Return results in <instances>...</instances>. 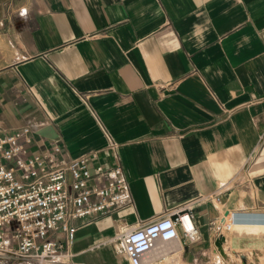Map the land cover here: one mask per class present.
<instances>
[{
	"label": "crops",
	"instance_id": "1",
	"mask_svg": "<svg viewBox=\"0 0 264 264\" xmlns=\"http://www.w3.org/2000/svg\"><path fill=\"white\" fill-rule=\"evenodd\" d=\"M24 125L30 151L123 170L128 204L74 222V261L195 199L182 264L231 212L256 227L230 236L242 264L264 257V0H0V137Z\"/></svg>",
	"mask_w": 264,
	"mask_h": 264
},
{
	"label": "built area",
	"instance_id": "2",
	"mask_svg": "<svg viewBox=\"0 0 264 264\" xmlns=\"http://www.w3.org/2000/svg\"><path fill=\"white\" fill-rule=\"evenodd\" d=\"M32 146L26 125L0 137V264H90L74 261V222L128 204L123 170L98 163L90 167L86 155L62 160L57 143L30 151ZM197 201L127 227L107 241H120L129 264H178L180 241L200 240L193 213ZM228 214L217 219L214 240L243 223L234 212Z\"/></svg>",
	"mask_w": 264,
	"mask_h": 264
},
{
	"label": "rangeland",
	"instance_id": "3",
	"mask_svg": "<svg viewBox=\"0 0 264 264\" xmlns=\"http://www.w3.org/2000/svg\"><path fill=\"white\" fill-rule=\"evenodd\" d=\"M229 212H231V211H229ZM90 218L91 217H85L81 221H82V223H86ZM79 222H80V220H79ZM79 222H77L76 224L77 225H80L81 222L80 223ZM233 226L234 227H232L231 230H230L231 231L230 232V235H226V237H227L228 241L230 242V244H229L230 247H232V248H234V250H236V251H234L235 252L234 253L235 254V258L237 260L236 263H239L241 261H243V262L246 263V261L251 260V258L250 257L247 258L245 256V254H247V253L252 254V251H254V248H245V249H242V250L237 249L236 247L232 246L230 236L233 235V234H237L238 231L242 232V229L250 230V229H255L256 227H252V226H239V225H233ZM83 228H84V226L79 227L78 228V231L81 232ZM102 233H103L102 236H100L101 233H99V232L97 233V235L99 234L98 235L99 237H104L105 234H104V231L103 230H102ZM94 238H96V237H94ZM98 239H101V238H98ZM97 244H101V245L99 247H97V248H94L92 254L102 255L104 252L106 253V257L104 259H102V258L99 259L100 261L97 264H112V263H114V264H129L128 261H127V259H126V257H125V255H124V253H123V251H122V247H121L120 241L118 239H113L112 242H109V241H106L105 240L104 243L99 242ZM238 250L243 253V258H240V257L237 256V255H239V254H237L239 252ZM107 251H109V252H107ZM229 252L232 253L231 249H229ZM89 254L88 255L83 254L79 258V260H86V261H89V262H91V261L98 262L97 260L92 259L89 256ZM116 255H118V257L120 258V261L118 263L115 262ZM255 257L257 258V263L264 264V257L263 258H261V257L258 258V255L255 256ZM110 259H111L112 263H111ZM175 259L178 260V264H182V262H181V260L179 258L175 257ZM162 264H166V263H162ZM195 264H216L215 260L212 259V251H208V253L205 255V257L202 258V259H200V260H198L197 262H195Z\"/></svg>",
	"mask_w": 264,
	"mask_h": 264
},
{
	"label": "bare ground",
	"instance_id": "4",
	"mask_svg": "<svg viewBox=\"0 0 264 264\" xmlns=\"http://www.w3.org/2000/svg\"><path fill=\"white\" fill-rule=\"evenodd\" d=\"M223 243L221 244V249L223 247ZM213 258L215 262H219L218 264H232L231 262L237 261L235 258L234 252L227 251L226 254L222 253L219 249H213ZM240 263V262H239Z\"/></svg>",
	"mask_w": 264,
	"mask_h": 264
},
{
	"label": "water",
	"instance_id": "5",
	"mask_svg": "<svg viewBox=\"0 0 264 264\" xmlns=\"http://www.w3.org/2000/svg\"><path fill=\"white\" fill-rule=\"evenodd\" d=\"M226 214H227V213H225V215H226ZM222 241H223V237H222V236H219V237H217V238L215 239V242H214L215 246H216L217 249H219L220 251H222V249H221Z\"/></svg>",
	"mask_w": 264,
	"mask_h": 264
}]
</instances>
